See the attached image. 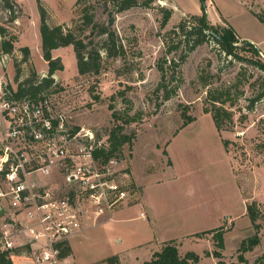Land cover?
<instances>
[{"label": "rangeland", "instance_id": "rangeland-1", "mask_svg": "<svg viewBox=\"0 0 264 264\" xmlns=\"http://www.w3.org/2000/svg\"><path fill=\"white\" fill-rule=\"evenodd\" d=\"M117 1L0 0V26L6 29L0 43L16 36L11 53L0 50V86L18 89L34 72H48L40 34L44 8L50 25L73 29L102 54L100 73L80 74L72 45L53 51L64 65L55 77L68 112L101 136L119 123L132 134L118 166L128 172V205L70 238V260L108 264L117 256V264H144L175 237L183 254L196 251L203 264H213L212 258L219 264L237 261L243 246L250 262L264 261V69L258 65L264 63V21L258 15L264 0H138L124 11L116 10ZM163 8L173 10L164 26ZM204 10L212 24L231 26L243 37L234 43L235 53L210 39L173 67L182 49L168 51L177 39L172 30ZM86 13L110 34L94 32ZM161 65L168 70L165 84L177 88L169 99L158 87ZM219 107L229 113L221 129L214 121ZM253 201L259 230L247 211ZM219 227L224 248L213 233H201ZM256 234L260 241L251 247Z\"/></svg>", "mask_w": 264, "mask_h": 264}, {"label": "built area", "instance_id": "built-area-1", "mask_svg": "<svg viewBox=\"0 0 264 264\" xmlns=\"http://www.w3.org/2000/svg\"><path fill=\"white\" fill-rule=\"evenodd\" d=\"M53 77L35 94L0 86V257L14 264H75L63 246L131 193L121 159L101 155L110 135L73 119Z\"/></svg>", "mask_w": 264, "mask_h": 264}, {"label": "trees", "instance_id": "trees-1", "mask_svg": "<svg viewBox=\"0 0 264 264\" xmlns=\"http://www.w3.org/2000/svg\"><path fill=\"white\" fill-rule=\"evenodd\" d=\"M81 1V0H80ZM138 0H120L115 3L117 11H124L133 6L139 5ZM9 9H13V5L7 1ZM205 9V7H204ZM163 26L166 25L169 19L172 16L173 10L171 8H163ZM41 12V22H40V34H41V44L44 59L49 63V70L47 76L42 79L40 83H36L40 76L37 73H33L26 80H22L17 95H24L26 93L35 94L40 89L50 86L54 82V75L57 70L63 69L64 65L60 62L58 57H55L53 51L61 46L72 45L76 58L77 66L80 74L87 73H100L102 69V54L95 47H91V42H86L82 37L78 36L76 31L71 28L66 29L63 24L50 25L46 17V11L44 8L40 9ZM262 21H264V12L258 14ZM86 22L92 26L94 32H99L103 34H110V29L108 26L94 23L93 16L89 13H86ZM191 21L183 20L173 29L172 32L174 36H177V39H173L172 42H169V52L177 53L182 49V54H180V59H172L173 67L179 65L180 62L184 61L188 52L195 50L199 45L207 42L210 39H213L218 45H220L226 52L230 55L235 53L234 43L240 41L237 33L231 26H222L212 24L207 15L204 13L202 15H193ZM113 21V20H112ZM112 23V22H111ZM0 33L6 37V29L0 26ZM16 36H10L9 39L4 38L0 43V50L2 49L5 53H11L14 50V42ZM246 44L249 45L254 51H257L258 48H254L253 44L247 40H244ZM107 44V50L109 55L112 53L111 47ZM25 56L29 55V48L24 47ZM25 57V59H26ZM258 65L264 69V63L258 62ZM162 77L159 83V88L164 90V98L169 99L176 92L177 88H169L165 84L167 80L168 70L164 65L160 66ZM8 87V86H7ZM9 88H12L9 86ZM97 98V97H96ZM218 100V99H217ZM222 107L216 109L214 113V121L217 129H221L223 126V120L227 116L224 113L229 114L227 111L222 110ZM114 115L116 113L114 112ZM110 138V147L108 150L102 151L101 155L104 160H108L112 157L122 158L121 153L126 143L131 142L132 134L125 132L124 124H116L109 132ZM225 146H228V140L223 141ZM247 211L251 218L252 223H254L257 230L260 229L261 225L257 222L258 219V209L256 208V202L247 204ZM258 232V231H257ZM201 233H213L215 240H217L219 248H224L225 238H224V229L222 227L216 229L203 230ZM195 234H200L195 233ZM258 234L250 238V246L259 243ZM249 247V248H251ZM248 247L243 246V251L238 255L237 261H232L230 264H264L263 257L258 258L254 262H250L244 255V252L247 251ZM71 253L70 243L66 244L62 248L61 255L67 256ZM218 253V252H216ZM218 255V254H217ZM117 256L109 258L107 261L108 264H117ZM1 264H14L11 257L2 255L0 257ZM116 262V263H115ZM200 255L193 250L187 251L185 254H182L179 249V240L170 239L163 243V246L160 250L153 252L150 259L145 260L144 264H199Z\"/></svg>", "mask_w": 264, "mask_h": 264}, {"label": "crops", "instance_id": "crops-1", "mask_svg": "<svg viewBox=\"0 0 264 264\" xmlns=\"http://www.w3.org/2000/svg\"><path fill=\"white\" fill-rule=\"evenodd\" d=\"M237 35H238V33H237ZM238 37H240L241 39L243 38V37H241L240 35H238ZM143 196H144V191H143ZM123 210V208H121V209H117L116 211H114V212H116V213H120V211H122ZM85 230V229H84ZM83 230V231H84ZM206 230V229H205ZM175 237H172V238H170V239H174ZM70 246H71V244H70ZM154 251H156V250H154ZM154 251H152V254H153V252ZM187 251H190V250H187ZM186 251V252H187ZM181 252V251H180ZM182 253V252H181ZM183 254V253H182ZM185 254V253H184ZM199 255H200V262H199V264H203L205 261L204 260H202L203 258V255H201L200 253H198ZM152 256V255H151ZM212 261H213V264H219L218 262H216V260H215V258H212ZM205 264H208V263H205ZM212 264V263H211Z\"/></svg>", "mask_w": 264, "mask_h": 264}]
</instances>
